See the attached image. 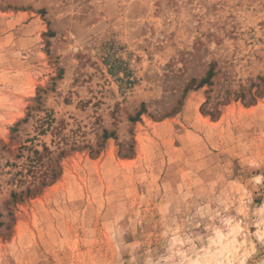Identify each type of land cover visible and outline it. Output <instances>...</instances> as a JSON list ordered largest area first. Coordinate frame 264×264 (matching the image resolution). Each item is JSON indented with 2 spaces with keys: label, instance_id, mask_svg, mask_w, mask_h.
<instances>
[{
  "label": "rangeland",
  "instance_id": "374dc122",
  "mask_svg": "<svg viewBox=\"0 0 264 264\" xmlns=\"http://www.w3.org/2000/svg\"><path fill=\"white\" fill-rule=\"evenodd\" d=\"M0 264H264V0H0Z\"/></svg>",
  "mask_w": 264,
  "mask_h": 264
},
{
  "label": "trees",
  "instance_id": "16d2710c",
  "mask_svg": "<svg viewBox=\"0 0 264 264\" xmlns=\"http://www.w3.org/2000/svg\"><path fill=\"white\" fill-rule=\"evenodd\" d=\"M206 81V80H205ZM204 83V82H203Z\"/></svg>",
  "mask_w": 264,
  "mask_h": 264
}]
</instances>
